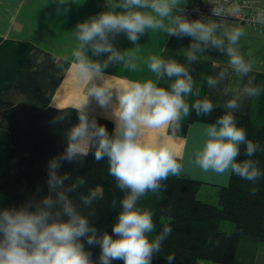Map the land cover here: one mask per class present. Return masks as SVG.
<instances>
[{"label": "clouds", "instance_id": "obj_1", "mask_svg": "<svg viewBox=\"0 0 264 264\" xmlns=\"http://www.w3.org/2000/svg\"><path fill=\"white\" fill-rule=\"evenodd\" d=\"M63 2L65 0H61ZM179 4L180 0H121L110 4L113 10L77 25L76 46L71 54L75 73L81 81L92 83L88 97L94 98L97 106L108 113L106 118L113 119L115 127L110 134L106 126L89 116L85 106L80 107L78 123L65 133L64 151L48 161L49 194L40 200L30 197L19 207L0 209V264H112V261L152 264L172 228L164 225L150 238L156 227L153 213L138 207V201L149 192L162 190L163 182L170 176L180 177L184 166L167 143L146 142L142 139V131L166 128L175 135L181 130L182 120L193 111L197 116H208L216 107L226 109L204 129L203 145L193 160L197 167L204 173L231 174L253 184L264 176L259 162L253 158L257 152L264 151V147L248 139L246 130L238 126L234 115L246 99L260 93L253 83L255 77L249 75L256 61L246 59L238 47L245 29L232 27L221 31V26L215 22L173 16ZM212 12L214 16L223 14L220 8ZM255 23L264 25V7L255 9ZM149 29L163 30L177 38H191L194 42L185 53L189 63L198 59L197 53L209 48L225 54L229 58L227 66L215 76L206 78L210 89L218 88L228 79L229 70L241 80L247 77V82L242 86H224L221 92L230 98L222 105L208 98L189 104L185 98L198 95L194 93L195 81L189 68L176 60L152 55L145 63L155 75V81L130 82L114 92L104 84L106 69L121 63L125 69L135 71L138 65L134 62V51H118L110 42V36L114 38L124 33L136 44ZM89 52L95 57L107 54V59L103 62L93 60ZM58 67L63 69V64ZM165 77L172 81L168 87L159 84ZM65 115L67 113L62 112L53 122L61 123ZM242 147L245 158L238 159ZM90 151L95 161L107 160L109 175L124 193L112 234H98L89 216L84 215L70 197L69 193L85 185L84 178L66 185L71 175L60 173L65 162L82 164ZM255 191L253 188V194ZM96 198L97 193L89 190L80 196V201L91 207ZM85 243L90 247L99 246L98 260L91 258L92 253L85 249ZM174 260V255H168L167 264H173Z\"/></svg>", "mask_w": 264, "mask_h": 264}, {"label": "trees", "instance_id": "obj_2", "mask_svg": "<svg viewBox=\"0 0 264 264\" xmlns=\"http://www.w3.org/2000/svg\"><path fill=\"white\" fill-rule=\"evenodd\" d=\"M164 59L176 60L189 68L195 81L194 93L185 99L189 104L204 99L206 78L210 74L211 64L207 60L197 59L189 63L185 55L163 51ZM172 81L165 77L160 86L168 87ZM254 86L260 89L256 97L250 98L245 112H234L238 126L246 130L248 139L264 147V72L256 74ZM75 106L56 107L39 106L29 102L17 103L9 122V139L17 151V159L11 169L0 178V195L9 199L0 203V209L19 207L35 197L37 200L48 195L47 164L50 158L62 153L66 147L65 133L78 123V110ZM226 110L216 107L208 116H197L195 112L184 118L181 130L176 135H184L189 123L203 121L214 123ZM62 112L67 113L61 123L54 118ZM97 122L106 126L111 134L112 122L95 115ZM170 131V130H169ZM171 132V131H170ZM243 147L238 159H244ZM264 172V151L253 157ZM179 160V159H178ZM69 173L71 179L66 185L75 183L83 177V187L69 193L81 212L89 216L90 222L98 229V234H112V225L121 211L120 201L124 193L116 186L115 179L109 175L107 160L95 161L93 152L83 158V163L65 162L60 173ZM164 188L155 193H147L138 201V207L153 213L154 237L164 225L172 228L161 252L153 258L152 264H167L168 255H174L173 264H236L240 239L264 242V176L254 184L231 175L225 185L184 177L170 176ZM206 185L214 190V198L200 196ZM41 191L37 192V189ZM255 188V194L252 189ZM89 190L97 193L91 207L83 205L81 195ZM7 199V200H8ZM168 209H171L169 212ZM92 213L91 215H89ZM233 224L230 230L221 229L222 221ZM92 253V259L98 260L99 246H86ZM123 264V261H112ZM261 264H264L262 259Z\"/></svg>", "mask_w": 264, "mask_h": 264}, {"label": "crops", "instance_id": "obj_3", "mask_svg": "<svg viewBox=\"0 0 264 264\" xmlns=\"http://www.w3.org/2000/svg\"><path fill=\"white\" fill-rule=\"evenodd\" d=\"M190 1L180 0L172 15L180 16L181 9ZM251 1L264 7V0ZM120 2L121 0H65L63 3L61 0H0V178L11 169L17 159V151L9 139V122L17 103L78 108L85 106L90 117L99 115L106 118L108 113L97 106L94 98L88 97L92 83L78 78L71 54L76 46L77 25L102 12L113 10L110 4ZM165 23L168 21L165 20ZM219 25L221 31L232 27L245 29L238 47L246 59L256 61L253 72L249 75L256 77L257 73L264 72V29L246 24ZM110 42L122 53L134 51V62L138 65L135 71L125 69L121 63L112 64L106 69L104 84L115 92L114 89L125 87L130 82H143L147 79L155 81V75L145 63L147 58L152 55L160 56L163 51L185 55L194 41L188 37L169 36L163 30L149 29L136 44L130 42L124 33L114 38L110 36ZM88 54L91 59L99 62L107 59V54L99 57L91 56L90 52ZM197 56L210 62L209 76H215L226 67L229 59L214 48L197 53ZM60 64H63V69L58 67ZM229 73V78L218 88L210 89L206 85L204 98L222 105L230 98L223 96L221 89L224 86H242L247 82V77L241 80L231 70ZM249 101L250 98L246 99L236 112H245ZM219 108L224 109L222 106ZM107 119L112 122L113 130V119ZM209 124L212 123L193 121L189 123L184 135H173L166 128L144 129L142 139L153 144L167 143L184 166L181 177L197 179L207 184L225 185L230 174L220 176L211 172L204 173L193 163L195 153L202 147L205 139L204 129ZM0 197V203L2 199H6L2 195Z\"/></svg>", "mask_w": 264, "mask_h": 264}, {"label": "built area", "instance_id": "obj_4", "mask_svg": "<svg viewBox=\"0 0 264 264\" xmlns=\"http://www.w3.org/2000/svg\"><path fill=\"white\" fill-rule=\"evenodd\" d=\"M261 6L255 1L242 0H191L181 9L180 16L189 20L200 19L224 25L246 24L253 28L264 29V25L255 23V9ZM220 8L221 16H214L212 10Z\"/></svg>", "mask_w": 264, "mask_h": 264}, {"label": "rangeland", "instance_id": "obj_5", "mask_svg": "<svg viewBox=\"0 0 264 264\" xmlns=\"http://www.w3.org/2000/svg\"><path fill=\"white\" fill-rule=\"evenodd\" d=\"M210 185H206L200 191V196L208 199L214 198V190ZM1 199V197H0ZM6 199H8L6 197ZM2 199L1 203H8L9 199ZM221 229L230 230L233 228V224L230 221L224 220L220 225ZM88 246L85 243V247ZM98 246V245H97ZM264 259V242H253L244 239H240L237 249V262L236 264H261ZM217 264V263H214Z\"/></svg>", "mask_w": 264, "mask_h": 264}]
</instances>
